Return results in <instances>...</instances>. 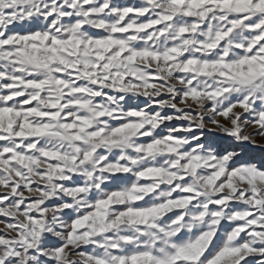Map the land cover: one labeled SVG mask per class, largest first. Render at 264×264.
I'll list each match as a JSON object with an SVG mask.
<instances>
[{
  "label": "snow or ice",
  "instance_id": "1",
  "mask_svg": "<svg viewBox=\"0 0 264 264\" xmlns=\"http://www.w3.org/2000/svg\"><path fill=\"white\" fill-rule=\"evenodd\" d=\"M0 264H264V0H0Z\"/></svg>",
  "mask_w": 264,
  "mask_h": 264
},
{
  "label": "rangeland",
  "instance_id": "2",
  "mask_svg": "<svg viewBox=\"0 0 264 264\" xmlns=\"http://www.w3.org/2000/svg\"><path fill=\"white\" fill-rule=\"evenodd\" d=\"M3 225H0V227H2Z\"/></svg>",
  "mask_w": 264,
  "mask_h": 264
}]
</instances>
